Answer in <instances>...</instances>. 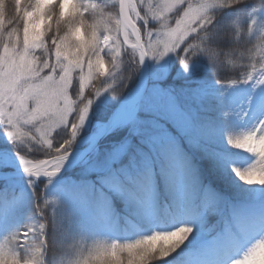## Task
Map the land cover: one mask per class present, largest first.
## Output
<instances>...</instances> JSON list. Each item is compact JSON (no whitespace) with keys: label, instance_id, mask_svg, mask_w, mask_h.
<instances>
[{"label":"snow or ice","instance_id":"snow-or-ice-1","mask_svg":"<svg viewBox=\"0 0 264 264\" xmlns=\"http://www.w3.org/2000/svg\"><path fill=\"white\" fill-rule=\"evenodd\" d=\"M8 2L0 0V134L12 147L0 146V264H264V0H11V15ZM242 42L252 46L241 51ZM125 57L145 65L142 94L125 84ZM177 60L180 87L161 88ZM236 60L241 78L225 85L219 73ZM156 93L183 120L154 107ZM231 128L244 132L234 138ZM97 129L111 135L98 144ZM170 152L187 162L184 190L130 205L138 160ZM70 168L78 180H65ZM139 174L157 176L151 166ZM49 184L60 191L41 205L52 191L35 189ZM27 189L31 209L16 227L9 210ZM98 216L104 231L90 234L104 239L62 250ZM133 222L132 237L111 234Z\"/></svg>","mask_w":264,"mask_h":264},{"label":"rangeland","instance_id":"rangeland-1","mask_svg":"<svg viewBox=\"0 0 264 264\" xmlns=\"http://www.w3.org/2000/svg\"><path fill=\"white\" fill-rule=\"evenodd\" d=\"M106 2L112 3L109 0H106ZM110 10L115 11L114 9H110ZM158 28H159V25H155L153 30H156ZM181 55H183V53H181ZM173 58L175 59L174 54H173ZM165 59H167V58H165ZM130 60H131L130 57H125L124 58V65H122V66H127L126 70L123 73L125 79H127L129 76L132 77L131 81H133V82H130L129 86H131L133 83L137 82V79L139 77L138 74H139L140 69H141V65H139L138 69H135L137 67V65H138V57H137V64L136 65L131 64ZM148 63H151V62L149 61ZM161 63H163V61ZM179 67H180L179 66V61L177 60V64H173L171 68H169L167 71L164 72V79H162L160 81V87L161 88H170V87L179 88L180 87L182 81L179 80V78L177 77L176 71L174 70V69L179 68ZM133 73H134V76H133ZM127 81H130V80L127 79ZM99 82H100V80H97L95 82L96 86L100 85ZM223 84L230 86V84H228V83H223ZM119 86L120 85H119L118 82H117L116 85H114V87H119ZM110 97L111 96H109V98ZM149 102L154 107H156L157 109L168 111V112L172 113L178 120H183L182 113H180V112H178L176 110L175 103H173V101L166 94H160V93L153 94L151 97H149ZM225 111H226V109H225ZM218 114H219V116L220 115L223 116L224 115V111H221ZM214 115H215V113H214ZM224 118L225 117H223L222 120ZM97 123L98 124H103L104 121H97ZM232 126L236 127L238 125L233 123ZM222 130L223 129L218 128L217 129V133L221 132ZM229 131L231 132L233 137L236 138V137H238V136L243 134L244 129L243 128H231V129H229ZM81 135H83V133H81ZM106 139H107V137L102 142L106 141ZM0 146H7L8 148L12 147V145L10 143H8L7 139L2 134H0ZM233 151L240 152L242 150L233 149ZM192 155H193V158L195 159V154L193 153ZM39 158L43 159L45 157L41 155ZM155 161L158 162L159 164L157 165V163ZM138 163H141L145 167L151 166L156 171L157 176H156V179H154V183L151 186L152 189L150 190V192H155L156 191L158 193V187L161 185V183H165L167 185V189H168V191L170 193L182 192L184 190L185 180H186V178L188 176V165H187V162L184 160V158H183V156L181 154H179L177 152H170L168 160H162L159 157L158 154H151V159L145 158L143 160H138ZM178 166H181V167L183 166L182 169H181L183 171H181L178 168ZM162 167L167 170L166 178H161L160 177V169ZM138 170H139V168L137 166L136 169L131 170V173L133 174V173L137 172ZM72 171L73 170L67 172V174L64 177L65 180L75 181L74 180L75 178L73 177V175L71 173ZM73 173L76 174V171H74ZM77 174L78 175H75V176H79V171L77 172ZM132 179H130V181ZM55 180H56V178H53V183H55ZM130 181H128L126 183V185H128V184L130 185ZM37 183H39V181ZM38 189H41V193H47L48 190L50 189L52 191V193H49L48 195L44 196L42 200H43V203H44V200L52 202V201H54L56 199L55 193L56 194L59 193L60 186L57 185L54 188L52 184H49L48 188L45 189L43 185H39L38 188L35 189V191H37ZM21 190H23V189H21ZM31 191H33V190L32 189H27V195L24 198V202L29 203ZM125 198H126V200L128 201V203L130 205L135 203V202H130L129 197L126 196ZM43 203H42V205H43ZM119 204H121V203H119ZM54 206L55 205H51V206L48 207V210H49L50 214H51V211H52V207H54ZM119 209H121V207H118V210ZM1 220H2V223L4 224V221H3L2 218H1ZM8 220H9V222L12 221L11 215L8 217ZM3 224H2V227H3ZM83 227L86 230H89V231L85 232V233H82V234H74L72 236V239H71L72 244H71L70 251H71V249L74 246H81L84 242H86L87 244H84L82 246H85V248H86V247H88L89 245L92 244L94 239L95 240H102V239L105 238L102 234L101 235H95V236L90 234V232H97V231L99 232L100 230H97V228H95V227H98V226H94V227L89 228V224L87 223V221H85ZM111 234L117 236V234H115L114 232H112ZM133 235H135V233ZM133 235L127 236V237H132ZM62 259H63V257L62 258H58L57 260L59 261V260H62Z\"/></svg>","mask_w":264,"mask_h":264},{"label":"trees","instance_id":"trees-1","mask_svg":"<svg viewBox=\"0 0 264 264\" xmlns=\"http://www.w3.org/2000/svg\"><path fill=\"white\" fill-rule=\"evenodd\" d=\"M109 1L114 2V0H109ZM249 2H252V0H249ZM259 2H260V0H255L256 4H259ZM239 27H240L241 32H246V25H244L243 20L240 21ZM233 37L235 38V33H233ZM251 46L252 45L245 44L242 42L241 51H244V50H246V48L251 47ZM222 59H224V58H222ZM242 63L243 62L236 60L234 64L228 65L226 68L221 69V71L219 73V78L222 80V83L230 84V82L233 80H239L241 78L243 71H244V69L242 68ZM205 75L209 79L216 78L215 73L211 69H209L205 73ZM133 76H134V73H133ZM108 82L112 83L110 80ZM130 82H133V81H131V80L127 81V79H125V84L129 85ZM115 89H116V96H117L116 102L118 103L119 102L118 97L120 96V94L123 91H125V88H124V86L120 85L119 87H115ZM90 91H91V89H90ZM112 99H113L112 97L109 98V100H112ZM220 116L222 118L225 117V115H223V116L220 115ZM224 119H227V117H225ZM156 163H157V165L159 164L158 162H156ZM137 166H138L139 170L133 174L130 173L131 174L130 179H132V178L133 179L130 181V185L128 184L126 187V193H127L126 196L129 197L130 202H135L133 197H142L146 193H150L151 195L156 196V197H160L162 199L166 198L169 195V193L167 192V190H168L167 186L166 185H160L159 186L160 188H158V194L154 195L153 192H150V190L152 189V187H151L152 181L146 183L145 180L143 179L142 175L139 174L140 172H142L143 169H145L147 167L143 166L141 163H138V162H137ZM182 167L178 166V168L180 170L182 169ZM74 171H76V174L73 173ZM78 171H79L78 169H73V171L71 172L73 177L75 178L74 179L75 181L79 179V176H75V175H78L77 174ZM181 171H183V170H181ZM207 179L215 182V178L211 175H207ZM159 190H160V192H159ZM37 192L41 193V189H38ZM155 193H157V192L155 191ZM40 203L42 205L43 200H41ZM33 207H35V205H33ZM118 207H121V209L118 210ZM30 209H31L30 202L26 203L24 201L21 205H19V206L17 205L16 207L11 208L9 210V216L11 215V218H12V221L10 223H12L13 226H16V227L24 225L27 222V215H28ZM2 211H3L2 208H0V213H2ZM47 211L49 212L48 208H47ZM115 211L123 214L125 211L124 205L119 204V202H117L116 206H115ZM87 223L89 224V228L94 227V226H98L95 228H97V230H100L99 232L104 231L102 229H99V226L101 224H103L102 217H99V216L97 217V223H89V222H87ZM0 228H2L1 218H0ZM112 232L117 234V236H131L137 232V228L134 227V222H133V224H127V225L122 224L119 227H117L115 230H113ZM73 235L74 234H70L61 242V248L63 251H70L71 244H72L71 239H72ZM84 244H87V243L84 242L82 245H84ZM58 258H62V256H57V259Z\"/></svg>","mask_w":264,"mask_h":264},{"label":"water","instance_id":"water-1","mask_svg":"<svg viewBox=\"0 0 264 264\" xmlns=\"http://www.w3.org/2000/svg\"><path fill=\"white\" fill-rule=\"evenodd\" d=\"M148 78V75H147V71H146V68H145V65H142L141 66V71H140V74H139V78L137 80V82L135 84H137L139 87L137 89V91L139 92L138 94H141L143 92V87H142V82L143 81H146ZM106 122H104L105 124ZM101 133V129H99L97 131V134H98V137H97V143L99 144L101 140H103L105 138L106 135H108L110 132H103V134H100ZM72 168L68 169L71 170ZM64 172V170H62V173ZM61 175V174H58V176Z\"/></svg>","mask_w":264,"mask_h":264},{"label":"clouds","instance_id":"clouds-1","mask_svg":"<svg viewBox=\"0 0 264 264\" xmlns=\"http://www.w3.org/2000/svg\"><path fill=\"white\" fill-rule=\"evenodd\" d=\"M7 8H8L9 15H11L12 14V10H13V5L11 3V0H9V2L7 4Z\"/></svg>","mask_w":264,"mask_h":264}]
</instances>
